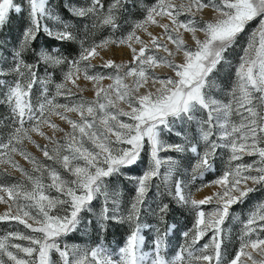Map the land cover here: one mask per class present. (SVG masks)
<instances>
[{"label": "snow or ice", "instance_id": "6c2138e0", "mask_svg": "<svg viewBox=\"0 0 264 264\" xmlns=\"http://www.w3.org/2000/svg\"><path fill=\"white\" fill-rule=\"evenodd\" d=\"M126 4L70 3L62 6L66 19L50 0H0V35L11 31L13 16L23 21L14 43L10 35L0 39V50L12 43L10 59L0 56L9 108L0 137V222L24 229L0 235V264H264V200L245 216L232 211L264 193V0H154L131 22L123 19ZM71 44L79 46L75 55L61 50ZM110 45L126 47L131 59L94 64ZM237 48L233 64L228 57ZM81 79L91 82L92 98L82 94ZM105 79L111 83L104 86ZM217 79L230 83L218 89ZM224 157L219 175L205 183ZM9 167L21 173L14 182ZM124 185L134 193L127 200ZM204 188L214 190L196 198ZM150 192L159 199L149 202ZM176 212L190 227L170 256L167 238L177 225L167 217ZM230 218L239 224L234 255L225 245ZM121 227L123 242L108 246L105 237ZM82 228L99 242L68 244ZM146 230L154 232L149 250Z\"/></svg>", "mask_w": 264, "mask_h": 264}, {"label": "rangeland", "instance_id": "374dc122", "mask_svg": "<svg viewBox=\"0 0 264 264\" xmlns=\"http://www.w3.org/2000/svg\"><path fill=\"white\" fill-rule=\"evenodd\" d=\"M53 1L54 0H50L51 6H52L51 2H53ZM153 2H154V0L150 3H153ZM63 4L67 5L70 3H66L63 0ZM208 14H210V13L206 11L204 14L205 18H208V16H209ZM22 24H23V21L19 17L13 16L12 17L11 31H9L8 28H5L4 34L0 35V39L7 38V36L10 35L11 39H12V43H14L17 35L19 34V31H20ZM253 28H255V24H252L249 27V31H251ZM150 30L153 32H159L160 31L159 28H155V27L151 28ZM186 39H188V42L191 43V40L187 37V35H186ZM97 42H98V40H97ZM12 43H9L6 49L0 50V56L7 57V53L11 51ZM99 51H100V56L96 57L92 61L96 65H100L103 63V61H106L108 59H112L117 63H119L121 61H128L131 59V56L129 55L130 50L124 46H112V45H110L108 48L100 49ZM238 52H239V48H237L236 51L232 52L228 57L232 61L233 64H235L237 61V53ZM162 71H165V70L162 69ZM60 79H61V76H60ZM60 79L56 82H60ZM79 83H80L81 87L84 89L82 94L85 97L92 98L94 95V89H93L91 82H87V81H84L83 79H81L79 81ZM102 83L104 86H106L107 84L111 83V81L108 79H105ZM216 83H217V86L219 89V88H226L230 82L227 80L217 79ZM51 90H54V86H52ZM2 92H3V90L0 89V100H3ZM214 94L217 95V98H224L223 92H219L217 90V92H214ZM61 102H63V101L61 100ZM121 106L125 107V108L127 107L126 105H121ZM72 115L74 116L75 114H72ZM6 119H5V121H6ZM52 119L57 124H59L60 127L66 129V130L69 128V126L65 122L59 120L57 117H52ZM7 124H8V119L5 123H3V124L0 123V128H2V127L4 128V129L0 130V137H3L7 134V130H8L6 127ZM43 130L46 133H48L49 135H51V130L49 128L45 127ZM32 135H33V139L37 143H39V144L47 143V141H45L39 135H37L35 133H33ZM56 135L58 137L63 136V133L57 132ZM170 142H179V140L176 137H172ZM24 146L27 149V151L33 153L35 156L42 157V153L32 143L25 141ZM168 155L175 156L176 154L168 153ZM15 159L24 168H26V169L31 168V165L26 160H24L23 157L20 156L19 154L15 155ZM225 159H226V157L218 159L216 173L214 174V177L212 179H214L216 175H219V172L224 165ZM252 159H254V158L253 157H245L244 162L250 163L252 161ZM4 167H5V165L0 164V169H2ZM9 172L11 173V177L9 179V182H14L16 178L21 177V173L17 170L12 169L11 167H9ZM133 173L134 174L136 173L135 169L133 170ZM212 179H210V180H212ZM210 180L206 181L205 183H208ZM122 188L124 191L126 189L125 185L122 186ZM213 190L214 189H212V188H204L201 192L195 193L196 198H203L205 195L210 194L211 191H213ZM193 191L195 192L194 189H193ZM133 194L134 193H132V192H125L124 198L127 200ZM156 198H159V197L154 192L149 193V202H152ZM261 200H264V193L257 192V193L251 194L247 203H245L244 205H237L233 208V210H232L233 215L234 216L235 215L245 216ZM4 210H5V206L3 204H0V213H3ZM146 221H148L147 217H146ZM155 222L157 223L156 219H155ZM161 227H163V226L161 225ZM187 227H190V223H189L188 219L183 220L180 224H177V228L173 232L169 233L168 238H167V244H168L167 251H168V254L170 256L174 255L175 251L178 250L179 245L184 243V239H183L181 233H182V231L186 230ZM224 227H225V230L230 233V237H226V239H225L226 253L234 255V250L236 248H238L237 235H238V231H239V224L230 218L226 222ZM14 228H19L20 230H24L23 226L17 225L16 222H0V235H3L4 233H6L9 230H13ZM116 234H118V236L121 238L120 240L115 239L116 237L113 234H111V235H109L108 243L105 242L108 246H110L112 248H116L119 244H121L123 242V239L127 235V232H123V233L117 232ZM153 234L148 230L145 231V233H144L145 238H146L145 250L150 249L152 237L154 236ZM66 242L68 244L75 243V244H80V245H89V244H93V243H98L99 241L96 239L95 234L92 233L90 228H82L80 232L71 234L67 238ZM204 242H207V238H205L203 241H201V243H204Z\"/></svg>", "mask_w": 264, "mask_h": 264}, {"label": "trees", "instance_id": "16d2710c", "mask_svg": "<svg viewBox=\"0 0 264 264\" xmlns=\"http://www.w3.org/2000/svg\"><path fill=\"white\" fill-rule=\"evenodd\" d=\"M64 1L66 3H72V4H77V5H82L85 2V0H64ZM152 1L153 0H127V4H126L127 12L124 14L123 19L126 20V21H129V22L141 19L142 18L143 5L149 4ZM110 2H111V0H104L105 6H107V4L110 3ZM51 3H52V6L54 8H56V10L64 18L70 19L69 12L64 7H62L64 5L63 4V0H54ZM127 30H128V26L127 25H124V27L121 29V31H123V32H126ZM107 35H108L107 31L101 32V33L98 34L97 40L99 38H102L103 36H107ZM81 38H83V36H81ZM39 42L41 44H51L53 46H58L56 41L50 40L47 37H41ZM78 47H79L78 44L63 45V46H61V50L65 51V54H67L68 52H71L73 55H75L76 52L78 51ZM9 53L10 52L7 53V58L8 59H10ZM29 62H32L31 58H29ZM44 74H45L44 73V69L41 68L39 70V75L41 77H43ZM60 76H61L60 73L57 71L56 73H54V80L58 81L60 79ZM51 89H52V86H50V90ZM39 96H40V88H39L38 85H34V88H33V100L35 101ZM2 101L3 100H0V123L1 124L5 123L7 121L6 118L9 116V108ZM5 119H6V121H5ZM1 129H4V128L2 127V128H0V130ZM213 177H214V174H208L204 178V182L212 179ZM125 187H126V189L124 190V193L125 192H131L130 191L131 185H125ZM158 199L159 198H156L155 200H158ZM167 219H168V222L170 224L171 223H175L177 225V224H180L183 220H186V217L183 214H181L179 212H176L173 215H170L169 217H167ZM147 220H148L147 222H150L153 225H156L154 217L148 216ZM117 232H121V233L127 232V229L121 227V228L117 229L115 232H110L105 237V242L108 243L109 235H111V234H113L116 237L115 239L120 240L121 238L118 236V234H116ZM151 233L153 234L154 232H151Z\"/></svg>", "mask_w": 264, "mask_h": 264}, {"label": "bare ground", "instance_id": "6f19581e", "mask_svg": "<svg viewBox=\"0 0 264 264\" xmlns=\"http://www.w3.org/2000/svg\"><path fill=\"white\" fill-rule=\"evenodd\" d=\"M208 15H210V14H208Z\"/></svg>", "mask_w": 264, "mask_h": 264}]
</instances>
